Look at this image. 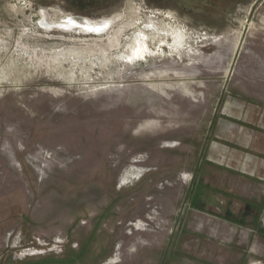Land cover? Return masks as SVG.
Segmentation results:
<instances>
[{"label": "rangeland", "instance_id": "1", "mask_svg": "<svg viewBox=\"0 0 264 264\" xmlns=\"http://www.w3.org/2000/svg\"><path fill=\"white\" fill-rule=\"evenodd\" d=\"M0 264H264V0H0Z\"/></svg>", "mask_w": 264, "mask_h": 264}, {"label": "bare ground", "instance_id": "2", "mask_svg": "<svg viewBox=\"0 0 264 264\" xmlns=\"http://www.w3.org/2000/svg\"><path fill=\"white\" fill-rule=\"evenodd\" d=\"M45 14V13H44ZM42 14V20L40 21V25H42L44 28L50 30L52 28H56L59 30H62L64 32H74V33H100L102 31H104L110 24V21L107 20H99V21H95L92 22L91 20H89L88 18H84V17H75L73 15H64L61 17H55L52 18V20H47L49 19L46 16ZM57 16V15H56ZM107 24V27H104V25ZM99 28V31H94V30H90V29H96ZM143 29V28H142ZM156 29V28H155ZM160 28H158L159 30ZM141 31V30H140ZM146 31V30H145ZM150 31V30H149ZM161 33L163 30H160ZM158 33V31H156ZM173 32V31H172ZM143 33V32H142ZM153 33V32H152ZM151 33V34H152ZM156 33V34H157ZM174 33V34H173ZM172 35H176V40H180V36L181 32L180 30H177L175 32H173ZM144 34V33H143ZM142 34V35H143ZM147 34V32H146ZM144 34V35H146ZM163 34V33H162ZM158 35V34H157ZM158 37V36H157ZM160 38V36H159ZM137 40H139L138 38H135ZM145 39V38H144ZM164 39V38H163ZM134 40V39H133ZM141 41V40H140ZM163 41V40H162ZM147 42V41H146ZM165 42V41H164ZM139 43V42H138ZM140 44V43H139ZM143 45V42L141 43ZM135 46V45H134ZM141 46V45H140ZM128 47V46H127ZM138 47V46H137ZM131 48V47H130ZM6 49V48H5ZM132 49V48H131ZM147 50V48H146ZM145 49H135L133 54L130 53V55L128 56L129 59H133L136 57H142L144 58L145 54L148 53V51H146ZM151 52V51H150ZM153 52V51H152ZM62 53H60L59 55H61ZM149 54V53H148ZM154 54V53H153ZM148 56V55H147ZM56 58V57H55ZM59 58V57H57ZM63 59V58H62ZM128 176V175H127Z\"/></svg>", "mask_w": 264, "mask_h": 264}, {"label": "snow or ice", "instance_id": "3", "mask_svg": "<svg viewBox=\"0 0 264 264\" xmlns=\"http://www.w3.org/2000/svg\"><path fill=\"white\" fill-rule=\"evenodd\" d=\"M104 27H107V24H105ZM90 30L99 31L100 29L96 28V29H90Z\"/></svg>", "mask_w": 264, "mask_h": 264}]
</instances>
